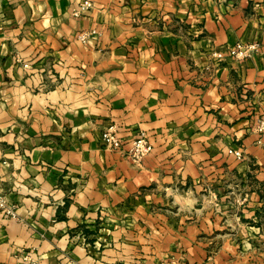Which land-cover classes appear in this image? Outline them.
<instances>
[{"label":"crops","instance_id":"crops-1","mask_svg":"<svg viewBox=\"0 0 264 264\" xmlns=\"http://www.w3.org/2000/svg\"><path fill=\"white\" fill-rule=\"evenodd\" d=\"M82 1L0 0V264H264V0Z\"/></svg>","mask_w":264,"mask_h":264},{"label":"built area","instance_id":"built-area-1","mask_svg":"<svg viewBox=\"0 0 264 264\" xmlns=\"http://www.w3.org/2000/svg\"><path fill=\"white\" fill-rule=\"evenodd\" d=\"M90 0H83L80 4V8L76 9L74 13H79L82 9H87L91 6ZM94 32L91 31H80L78 33V39L81 41H86L89 34ZM259 44L256 42L251 43H237L231 50L230 53L236 57H244L249 56L255 51L259 50ZM264 53V51H263ZM216 55L221 56L220 53H216ZM258 130H264V118H260L258 123L256 124ZM103 141L105 145L109 148L119 149L120 147V138L118 136L117 127L114 123L108 125L102 134ZM153 149V144L150 140L149 135L141 131L138 136L132 139L129 148L126 151V155L130 158V160L134 164H141L144 157ZM229 153L233 154L236 158L240 159L243 157V150L241 148H231L228 150ZM0 208L4 210L5 213L9 215H14L15 210L12 205H7L4 199L0 196ZM23 258L29 262V264H37V261L33 259V257L29 253H25ZM158 264H183L175 259H170L168 261H163Z\"/></svg>","mask_w":264,"mask_h":264}]
</instances>
